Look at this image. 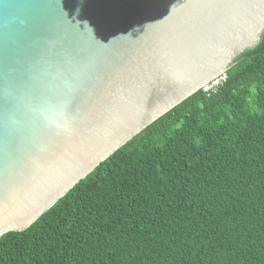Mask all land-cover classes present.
<instances>
[{
  "label": "water",
  "instance_id": "obj_1",
  "mask_svg": "<svg viewBox=\"0 0 264 264\" xmlns=\"http://www.w3.org/2000/svg\"><path fill=\"white\" fill-rule=\"evenodd\" d=\"M264 33V0H0V237L23 232Z\"/></svg>",
  "mask_w": 264,
  "mask_h": 264
},
{
  "label": "trees",
  "instance_id": "obj_2",
  "mask_svg": "<svg viewBox=\"0 0 264 264\" xmlns=\"http://www.w3.org/2000/svg\"><path fill=\"white\" fill-rule=\"evenodd\" d=\"M23 232L0 264H264V33Z\"/></svg>",
  "mask_w": 264,
  "mask_h": 264
},
{
  "label": "built area",
  "instance_id": "obj_3",
  "mask_svg": "<svg viewBox=\"0 0 264 264\" xmlns=\"http://www.w3.org/2000/svg\"><path fill=\"white\" fill-rule=\"evenodd\" d=\"M226 78H227L226 74L216 77L215 79L210 81L208 84L203 86L202 91L207 94L217 92L218 89L225 83Z\"/></svg>",
  "mask_w": 264,
  "mask_h": 264
},
{
  "label": "clouds",
  "instance_id": "obj_4",
  "mask_svg": "<svg viewBox=\"0 0 264 264\" xmlns=\"http://www.w3.org/2000/svg\"><path fill=\"white\" fill-rule=\"evenodd\" d=\"M224 74H226V73H224ZM223 75V74H222ZM221 76V75H220ZM200 90H202V88L200 89Z\"/></svg>",
  "mask_w": 264,
  "mask_h": 264
}]
</instances>
